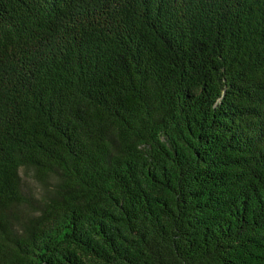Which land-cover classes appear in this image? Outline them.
Here are the masks:
<instances>
[{
  "label": "trees",
  "instance_id": "trees-1",
  "mask_svg": "<svg viewBox=\"0 0 264 264\" xmlns=\"http://www.w3.org/2000/svg\"><path fill=\"white\" fill-rule=\"evenodd\" d=\"M0 264H264V0H0Z\"/></svg>",
  "mask_w": 264,
  "mask_h": 264
},
{
  "label": "rangeland",
  "instance_id": "rangeland-1",
  "mask_svg": "<svg viewBox=\"0 0 264 264\" xmlns=\"http://www.w3.org/2000/svg\"><path fill=\"white\" fill-rule=\"evenodd\" d=\"M21 180L25 195L30 198L37 199L41 196L42 189L40 184L36 180L34 171L32 170H21Z\"/></svg>",
  "mask_w": 264,
  "mask_h": 264
}]
</instances>
